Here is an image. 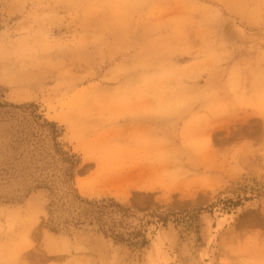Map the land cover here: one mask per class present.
<instances>
[{"label": "rangeland", "instance_id": "1", "mask_svg": "<svg viewBox=\"0 0 264 264\" xmlns=\"http://www.w3.org/2000/svg\"><path fill=\"white\" fill-rule=\"evenodd\" d=\"M0 93L63 127L77 194L148 239L0 171V264H264V0H0Z\"/></svg>", "mask_w": 264, "mask_h": 264}, {"label": "trees", "instance_id": "2", "mask_svg": "<svg viewBox=\"0 0 264 264\" xmlns=\"http://www.w3.org/2000/svg\"><path fill=\"white\" fill-rule=\"evenodd\" d=\"M0 124L3 125L5 137V140H0V153L3 154L1 173H30L32 182L28 190L42 188L48 191L49 214L61 206L69 214L64 222L96 224L105 237L117 243L126 242L137 247H144L148 243L142 228L126 225L129 208L113 198L88 199L77 194L74 177L81 158L60 139L63 127L46 118L39 111L37 103L0 100ZM60 186L65 189L62 193H59ZM155 216L165 224L170 214L159 213ZM58 226L53 224L51 229L57 230Z\"/></svg>", "mask_w": 264, "mask_h": 264}, {"label": "bare ground", "instance_id": "3", "mask_svg": "<svg viewBox=\"0 0 264 264\" xmlns=\"http://www.w3.org/2000/svg\"><path fill=\"white\" fill-rule=\"evenodd\" d=\"M90 127V126H89ZM86 130V129H85ZM106 133L104 132V135H105Z\"/></svg>", "mask_w": 264, "mask_h": 264}]
</instances>
